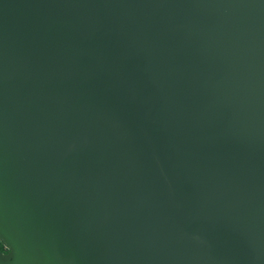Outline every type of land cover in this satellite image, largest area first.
I'll return each instance as SVG.
<instances>
[{
    "label": "water",
    "instance_id": "1",
    "mask_svg": "<svg viewBox=\"0 0 264 264\" xmlns=\"http://www.w3.org/2000/svg\"><path fill=\"white\" fill-rule=\"evenodd\" d=\"M0 264H264V0H0Z\"/></svg>",
    "mask_w": 264,
    "mask_h": 264
},
{
    "label": "flooded vegetation",
    "instance_id": "2",
    "mask_svg": "<svg viewBox=\"0 0 264 264\" xmlns=\"http://www.w3.org/2000/svg\"><path fill=\"white\" fill-rule=\"evenodd\" d=\"M0 250H1L4 254H8V251L5 249V247L3 246L2 243H0Z\"/></svg>",
    "mask_w": 264,
    "mask_h": 264
}]
</instances>
